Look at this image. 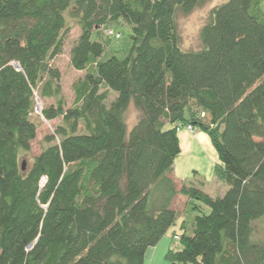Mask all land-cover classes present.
<instances>
[{
  "label": "trees",
  "instance_id": "1",
  "mask_svg": "<svg viewBox=\"0 0 264 264\" xmlns=\"http://www.w3.org/2000/svg\"><path fill=\"white\" fill-rule=\"evenodd\" d=\"M207 1L0 0V264H145L179 217V194L210 211L186 216L170 264H264V0L215 5L201 47L184 49L177 16ZM68 13L83 74L66 108L53 61ZM119 19L132 47L104 60L92 33L122 38L105 32ZM37 97L54 98L41 117L62 122L23 167ZM186 124L208 133L223 195L174 175Z\"/></svg>",
  "mask_w": 264,
  "mask_h": 264
},
{
  "label": "rangeland",
  "instance_id": "2",
  "mask_svg": "<svg viewBox=\"0 0 264 264\" xmlns=\"http://www.w3.org/2000/svg\"><path fill=\"white\" fill-rule=\"evenodd\" d=\"M224 0H209L193 9L192 12L188 14L179 13L177 16L178 29L181 36V45L184 49H199L201 47L200 31L203 25L208 21L210 12L215 5L222 3ZM264 9V2L262 3ZM68 16V24L70 25V31L65 38L63 52L54 59V65L61 71V85L63 89V96L65 100V107H70L73 104L74 91L72 84L83 74V71L76 70L72 67L70 61V51L72 45L79 36L80 29L75 22ZM106 27L114 28L116 31L122 33V38L115 39L107 36L102 30H95L92 33V39L99 40L105 45V52L103 59L106 60L112 55H117L120 58L125 57L132 47V27L129 23L123 19H119L116 22H110L106 24ZM105 29V28H104ZM114 96V93L111 92L110 98ZM54 98H36V107L38 106H48L55 103ZM35 122L38 125V135L35 141L33 142L32 149L29 153L23 155V163H31L34 155L38 154L41 149L44 147V140L47 135L53 134L54 129L62 122V118H56L53 120H48L42 118L38 114H34ZM138 117V110L130 105L129 110L126 113V119L128 122V129L131 130L132 126L136 123ZM206 121V120H205ZM186 182V181H185ZM191 182V181H189ZM181 186V185H180ZM197 205L202 212H209L210 207L196 201L195 203L189 202L186 205V215H193L195 213L194 206ZM175 206L181 208L183 206V201H176ZM258 232L259 235L264 237V218L258 222ZM175 243V241H174ZM161 257L157 260L156 264H170L167 254L162 253ZM146 264H150V258L146 260Z\"/></svg>",
  "mask_w": 264,
  "mask_h": 264
},
{
  "label": "crops",
  "instance_id": "3",
  "mask_svg": "<svg viewBox=\"0 0 264 264\" xmlns=\"http://www.w3.org/2000/svg\"><path fill=\"white\" fill-rule=\"evenodd\" d=\"M181 145V153L174 162V175L180 181H191L212 196L223 195L228 186L215 174V166L220 160L208 133L196 128L190 132L186 128L178 132ZM183 201V206L178 208L179 217L169 228L166 234L153 247H150L145 256V264L148 257L150 264H156L162 253L167 254L170 250L180 247L174 236L183 232V222L186 218V205L188 198L179 194L176 201Z\"/></svg>",
  "mask_w": 264,
  "mask_h": 264
},
{
  "label": "built area",
  "instance_id": "4",
  "mask_svg": "<svg viewBox=\"0 0 264 264\" xmlns=\"http://www.w3.org/2000/svg\"><path fill=\"white\" fill-rule=\"evenodd\" d=\"M105 32L108 35H110V36H115L116 38L120 37V33L119 32H115L114 29H112V28H106ZM42 108H43L42 106H38V107L35 106V113L34 114H38V115L41 116ZM184 128H186L190 132H194L195 131V127L192 124L181 125L177 129H178V131H180V130H182ZM42 181L44 182V179ZM175 238L178 240L179 236L175 235Z\"/></svg>",
  "mask_w": 264,
  "mask_h": 264
},
{
  "label": "water",
  "instance_id": "5",
  "mask_svg": "<svg viewBox=\"0 0 264 264\" xmlns=\"http://www.w3.org/2000/svg\"><path fill=\"white\" fill-rule=\"evenodd\" d=\"M17 67L19 68V65H17ZM23 167H25V163H23Z\"/></svg>",
  "mask_w": 264,
  "mask_h": 264
}]
</instances>
